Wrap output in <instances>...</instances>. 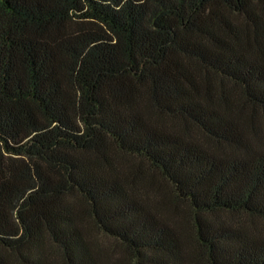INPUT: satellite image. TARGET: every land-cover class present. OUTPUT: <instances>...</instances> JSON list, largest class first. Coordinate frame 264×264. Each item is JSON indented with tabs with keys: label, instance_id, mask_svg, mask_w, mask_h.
I'll return each mask as SVG.
<instances>
[{
	"label": "trees",
	"instance_id": "obj_1",
	"mask_svg": "<svg viewBox=\"0 0 264 264\" xmlns=\"http://www.w3.org/2000/svg\"><path fill=\"white\" fill-rule=\"evenodd\" d=\"M0 264H264V0H0Z\"/></svg>",
	"mask_w": 264,
	"mask_h": 264
},
{
	"label": "rangeland",
	"instance_id": "obj_2",
	"mask_svg": "<svg viewBox=\"0 0 264 264\" xmlns=\"http://www.w3.org/2000/svg\"><path fill=\"white\" fill-rule=\"evenodd\" d=\"M94 237H95V239H96L97 241H99V243H100L101 245H103V246H105V247H108V248H110V246L113 247V243H112V241L109 240V239H107L106 237L102 236L101 234H99V233H98V234L95 233V234H94Z\"/></svg>",
	"mask_w": 264,
	"mask_h": 264
}]
</instances>
